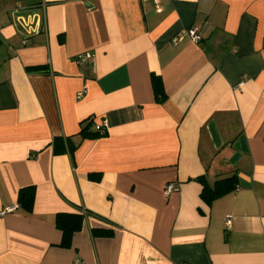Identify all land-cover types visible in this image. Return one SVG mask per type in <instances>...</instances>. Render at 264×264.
Returning <instances> with one entry per match:
<instances>
[{
  "label": "crops",
  "instance_id": "obj_1",
  "mask_svg": "<svg viewBox=\"0 0 264 264\" xmlns=\"http://www.w3.org/2000/svg\"><path fill=\"white\" fill-rule=\"evenodd\" d=\"M232 177L203 199L199 179ZM15 206L0 264H264V0H0V213ZM59 214L81 216L70 246Z\"/></svg>",
  "mask_w": 264,
  "mask_h": 264
},
{
  "label": "trees",
  "instance_id": "obj_2",
  "mask_svg": "<svg viewBox=\"0 0 264 264\" xmlns=\"http://www.w3.org/2000/svg\"><path fill=\"white\" fill-rule=\"evenodd\" d=\"M155 79H156L155 86L157 90L156 93H157V97L160 99L161 97L158 95L162 91V84H161V81H158L159 78H155ZM92 123H93V119H88L84 121L85 125L82 131L83 135L85 136L88 135V129ZM106 134L107 133L101 134L98 130H96L94 134L91 133L89 135H92L93 137H99V136H104ZM199 181L204 185L202 197L208 202L218 197H221L227 193H230L231 191H234L238 187L237 186L238 182H237L236 177L228 178L225 180H219L215 183L213 188L209 187L207 185L208 183L202 178L199 179ZM34 202H35V191L33 187L23 188L19 192L18 207L20 209L26 212H31L34 206ZM80 224H81L80 215H76V214H70V215L69 214H59L58 215L57 225L64 232V239L62 243L63 247L70 246L72 235L74 231H76V229L80 226ZM105 233H108V232H105ZM99 235H102V233L99 232Z\"/></svg>",
  "mask_w": 264,
  "mask_h": 264
},
{
  "label": "built area",
  "instance_id": "obj_3",
  "mask_svg": "<svg viewBox=\"0 0 264 264\" xmlns=\"http://www.w3.org/2000/svg\"><path fill=\"white\" fill-rule=\"evenodd\" d=\"M144 1H151V0H144ZM190 36L192 38V40L194 42H198L201 37L199 36L198 34V28H193L190 30ZM91 58V55L90 54H86L85 56H83L82 58H80L79 62L80 64H82L83 62H85L86 60L90 59ZM243 82L240 84V87L242 86ZM87 93V88H84L82 91H80L77 95L79 98L83 97L85 94ZM107 129H108V123L107 122H103V124L99 125L97 127V130L101 133V134H105L107 133ZM176 189V185L173 184V183H170L166 186V190H165V193L166 195H170L174 190ZM239 189V187L237 188ZM17 209V206L15 207H11V208H8L6 210H3L0 214L1 215H4V214H7V213H10V212H13ZM226 224L228 225L227 228H230V225H231V220L230 218H227L226 220Z\"/></svg>",
  "mask_w": 264,
  "mask_h": 264
}]
</instances>
